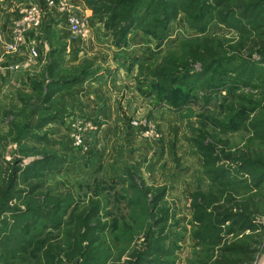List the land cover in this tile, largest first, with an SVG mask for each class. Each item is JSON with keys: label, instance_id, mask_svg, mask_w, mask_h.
I'll return each instance as SVG.
<instances>
[{"label": "rangeland", "instance_id": "1", "mask_svg": "<svg viewBox=\"0 0 264 264\" xmlns=\"http://www.w3.org/2000/svg\"><path fill=\"white\" fill-rule=\"evenodd\" d=\"M80 7L87 11L90 39L80 42L69 37L64 17L44 25L41 18L40 27L31 31L41 52L36 63L15 72L10 68L22 56L11 55L16 59L8 67L13 74L0 94V178L10 164L18 167L19 177L32 162H47L48 170L30 180L38 186L32 199L40 201L38 195L44 192L58 195L62 210L52 221L32 224L29 214L19 213L31 198L26 195L27 184L17 180L19 192L9 206L12 212L0 220V264H46L42 252L49 245L69 251L66 241L73 216L90 201L100 203L110 262L120 255L125 258L142 244L151 221L163 218L166 255L162 264H211L217 246L198 242L192 221L191 195L199 191L217 193L222 200L235 196L255 201L258 228L228 234L224 242L256 240L252 264H257L264 255V169L248 174L238 163L220 160L208 175L193 141L205 132L211 140L225 143V154L248 150L264 163V65L257 54L248 53L253 43L261 41L264 48V25L257 29L261 35L252 26L232 29L217 21L219 10H214L206 21L192 27L179 12L163 39L135 30L125 47H117L91 18V11L83 3ZM20 16L14 13L12 19ZM217 41L222 43L219 50ZM204 42L215 48L213 58L188 63V48ZM128 49L138 55L125 54L120 63L118 52L128 53ZM249 55L252 64L247 63ZM205 62L214 68L203 74ZM167 64L176 76L158 79L156 71ZM116 65L124 73L109 83ZM182 65L187 67L176 68ZM188 72L189 79H179ZM98 79L107 89H93ZM172 88L173 94L180 91L177 100L167 96L165 102L158 101ZM108 92L115 117L109 115L111 109L106 111L107 97L102 98ZM259 179L261 184L255 186ZM161 188L164 198L156 209L145 206L136 192Z\"/></svg>", "mask_w": 264, "mask_h": 264}, {"label": "trees", "instance_id": "2", "mask_svg": "<svg viewBox=\"0 0 264 264\" xmlns=\"http://www.w3.org/2000/svg\"><path fill=\"white\" fill-rule=\"evenodd\" d=\"M88 10L91 11V18L103 26L106 35L112 38L115 46L125 47L127 45L128 35L135 31L141 30L144 33L153 35L156 39H163L169 23L177 18L179 12H183L190 25L202 24L208 19L214 10L218 11L216 18L221 24L229 28L240 29L249 26L254 30L262 28L264 25V0H80ZM235 10L237 16L230 17L229 11ZM200 27V25H199ZM202 28V27H200ZM259 32V31H257ZM263 34V33H258ZM216 50L222 48L221 42H215ZM259 43H253L248 47V53L257 54L258 62L264 65V48ZM255 46V48H253ZM215 48L211 44L204 42L190 46L186 52L188 63L198 62L199 60H210L214 56ZM249 55L247 63L252 64L254 59ZM243 60V57H240ZM249 61V62H248ZM209 62V61H208ZM204 63V66L208 64ZM165 64V61L164 63ZM189 65V64H188ZM171 64L160 67L155 75L158 79H164L172 74L170 72ZM182 65L178 68H186ZM176 68H173L175 70ZM213 65H207L203 68L202 73L206 74L213 70ZM142 67L140 68V71ZM190 74L185 73L179 79L187 80ZM198 77V76H197ZM79 83L80 81L77 80ZM33 85L36 86L35 83ZM34 86V87H35ZM182 84L179 88H185ZM35 89V88H34ZM36 90V89H35ZM156 91L158 89H152ZM141 92L140 89H138ZM165 95H159L158 101H164L167 96H174L178 99L180 91ZM142 93V92H141ZM144 94V93H142ZM145 95V94H144ZM184 100L186 96L183 97ZM48 100L46 96L45 102ZM170 101V100H169ZM170 104H173L170 101ZM9 114V113H8ZM194 146L202 157L203 167L206 173L210 175L215 172L214 167L220 160L238 163L242 172L250 174L255 170L264 169V163L258 156L251 151L245 150L237 154H225V143L211 140L208 133L199 132L194 138ZM48 170V163L38 160L29 164L18 177V167L10 164L5 172V178H0V220L12 212L9 207L14 201L15 195L19 192L16 190L17 180L22 178L27 184L26 195L31 198L28 205L25 206L24 212L30 216L32 224L38 220L52 221L61 213V200L58 195H51L49 192L39 193L40 201L32 199L38 189L30 183V180L39 178ZM8 171V173H7ZM251 172V173H252ZM262 176V175H259ZM262 179H259V186ZM24 192V191H23ZM141 193L144 205L152 204L153 208L159 207L164 198V189H144L136 191ZM37 204V205H36ZM161 211V210H160ZM100 203L90 201L86 207L73 216L72 228L68 233L67 241L69 251H65L61 245L46 246L42 252V258L46 264H162L165 251V220H153L147 227L143 235L142 244L132 248L125 256L115 261L109 260L106 255L107 245L104 241L105 224L101 219ZM159 214V210L157 211ZM191 212L193 226L197 228L195 237L205 246H217V253L211 264H252L254 262L255 251L253 246L257 244L254 239H248L243 242L241 238L233 242H224L228 234H243L246 231L256 230L258 224L255 222V216L259 215L255 201L251 198H237L230 196L225 199L219 198L210 192H195L191 195ZM149 214V212H148ZM145 215V211H144ZM152 216H150L151 218ZM155 231L153 230V226ZM258 237L256 235L254 238ZM224 243V244H223ZM70 245V246H69Z\"/></svg>", "mask_w": 264, "mask_h": 264}, {"label": "built area", "instance_id": "3", "mask_svg": "<svg viewBox=\"0 0 264 264\" xmlns=\"http://www.w3.org/2000/svg\"><path fill=\"white\" fill-rule=\"evenodd\" d=\"M49 7H56L64 16L68 25L70 37L73 40L84 42L90 37V27L88 15L82 7L73 4L70 0H45ZM21 16L11 23V33L9 40L3 44V49L8 55H19L21 59L10 69L15 72H23L31 67L39 59L38 50L34 42H28L26 35L32 30H36L41 25L42 10L37 5L26 7L20 12ZM262 257L257 264H264Z\"/></svg>", "mask_w": 264, "mask_h": 264}, {"label": "crops", "instance_id": "4", "mask_svg": "<svg viewBox=\"0 0 264 264\" xmlns=\"http://www.w3.org/2000/svg\"><path fill=\"white\" fill-rule=\"evenodd\" d=\"M73 1L75 2L76 5L79 4V6H80L82 4L79 0H71L72 3H73ZM33 4L37 5L42 10V25H44L47 22H49V23L51 22V24H52L53 21L54 22L57 21V23H59L61 18L64 17L57 10L56 7H49L45 3V0H0V94H1V92H3L2 91L3 90L2 85L7 84L8 82L6 80H9L13 74L12 72L9 71L8 67L10 64H12V62H15V60H16L15 57H13L11 55L10 56L5 55V53L3 52L4 51L3 50V44L9 40V38H10L9 35L11 33V26H10L11 24H9V21L10 20H11V22L13 21L12 17H13L14 13L15 14H17L18 12L20 13L26 7H29ZM21 7L23 9H21ZM64 25H65V23H64ZM34 34H35L34 32H30L29 35L27 36V41L29 43L34 42V39H33ZM68 35H70V34H68ZM60 36L63 37L62 33H60ZM60 36H59V39L61 40L62 38ZM89 39H90V37H89ZM106 42H108V41H106ZM38 48H40V47H37V49ZM127 52L128 53L118 52V54H120V53L122 54V58H119V60H118L120 63H123V61H124L123 58L127 57V56H125V54H128L130 57H134V56L138 55L137 51L135 52L133 50L131 51L128 49ZM38 53L41 56V54H40L41 52L39 49H38ZM118 66L119 65H116L114 67V76L110 78L109 83L113 82V80H114V82H116L115 80H116L117 76L120 75V78H121L122 74L124 73V68L121 66H119V67ZM104 79L106 80V78H104ZM117 80H118V78H117ZM100 82L101 81L98 79L95 83H93L92 84L93 89L95 87H98L100 89L101 88L107 89V87H105L104 85H100V84H103ZM128 84L130 86H132V90H134L133 83L128 82ZM120 87H121V85L119 86V88ZM106 91H108V90H106ZM109 93L110 92H108L107 95L102 96V98L107 97V100H105V102H108V105L106 107V111H108L107 109H111V110H109L111 112L109 115L115 117V115L117 116V114L115 113V109H113L112 107H109V103H111V100H112V97L110 96ZM135 100L138 101V104L142 103V101L137 99V98ZM106 111L104 112V114H106ZM128 116H129V114H128Z\"/></svg>", "mask_w": 264, "mask_h": 264}, {"label": "water", "instance_id": "5", "mask_svg": "<svg viewBox=\"0 0 264 264\" xmlns=\"http://www.w3.org/2000/svg\"><path fill=\"white\" fill-rule=\"evenodd\" d=\"M262 261H264V257L262 258Z\"/></svg>", "mask_w": 264, "mask_h": 264}]
</instances>
